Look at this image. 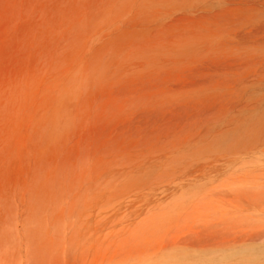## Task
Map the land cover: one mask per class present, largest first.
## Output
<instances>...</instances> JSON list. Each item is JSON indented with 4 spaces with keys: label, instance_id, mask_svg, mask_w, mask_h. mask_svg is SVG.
I'll use <instances>...</instances> for the list:
<instances>
[{
    "label": "rangeland",
    "instance_id": "374dc122",
    "mask_svg": "<svg viewBox=\"0 0 264 264\" xmlns=\"http://www.w3.org/2000/svg\"><path fill=\"white\" fill-rule=\"evenodd\" d=\"M263 195L264 0H0V264H264Z\"/></svg>",
    "mask_w": 264,
    "mask_h": 264
},
{
    "label": "bare ground",
    "instance_id": "6f19581e",
    "mask_svg": "<svg viewBox=\"0 0 264 264\" xmlns=\"http://www.w3.org/2000/svg\"><path fill=\"white\" fill-rule=\"evenodd\" d=\"M259 151H260V150H259ZM247 155H249V154H247ZM249 158H250V157H249ZM254 166H255V165H254ZM254 168H256V167H254ZM262 193H263V192H262ZM263 196H264V195H263ZM262 198H263V197H262ZM262 231H264V230H262ZM258 235H260V234H258ZM255 237H256V236H255ZM255 237H254V238H255ZM247 242H248V241H247ZM257 243H258V242H257ZM254 244H256V243H254ZM244 247H245V246H244ZM258 247H259V246H258ZM258 247H257V248H258ZM260 249H261V248H260ZM248 250H249V249H248ZM230 251H231V250H230ZM232 251H233V250H232ZM245 251H246V250H245ZM245 251H243V252H245ZM223 252H224V251H223ZM226 252H227V251H226ZM238 252H239V251H238ZM238 252H233V253H236V254H237ZM247 252H248V251H247ZM214 253H215V252H214ZM252 253H253V252H252ZM238 254H240V256H241V255L244 254V253L241 254V253L239 252ZM260 254H261V253H260ZM233 255H234V254H233ZM244 255H245V254H244ZM224 256H225V255H224ZM238 256H239V255H238ZM238 256H237V257H238ZM233 257H234V256H233ZM224 258H225V257H224ZM226 258H227V257H226ZM235 258H236V257H235ZM227 259H229V258H227ZM230 259H231V258H230ZM233 259H234V258H233ZM237 259H238V258H237ZM218 260H220V259H218ZM225 260H226V259H225ZM228 261H229V260H228Z\"/></svg>",
    "mask_w": 264,
    "mask_h": 264
}]
</instances>
